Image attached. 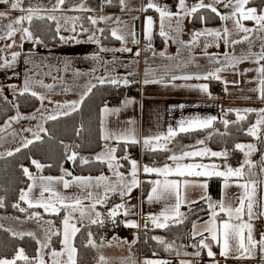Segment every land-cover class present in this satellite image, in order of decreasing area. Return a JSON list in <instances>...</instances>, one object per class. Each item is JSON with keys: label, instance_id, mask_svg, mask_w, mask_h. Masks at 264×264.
Segmentation results:
<instances>
[{"label": "snow or ice", "instance_id": "obj_1", "mask_svg": "<svg viewBox=\"0 0 264 264\" xmlns=\"http://www.w3.org/2000/svg\"><path fill=\"white\" fill-rule=\"evenodd\" d=\"M67 0H55L50 9H41L39 7H24V0H0V4L7 5L11 10H17L21 12V15L15 19H11L10 22L4 26V32L0 35V41L8 40L11 43L4 45L6 48H12L13 46L23 48V43L16 45L15 36L19 33L21 35V41H31L35 44H40L42 41L39 37L34 36L31 31V24L34 19L49 20L56 22V32L60 33L62 25L60 24V18L54 14L38 15L41 11H47L49 13H55L57 11H65L63 6ZM106 4H111L112 0H104ZM252 0H197L192 6H188L187 0H177L178 11L171 10L167 4L161 5L156 0H148L146 5L139 9L140 11L147 12L150 9H154L159 14V35L164 38L165 43L169 40L178 42L187 48H192L198 45L201 37H210L211 39L206 42L205 49L215 46L220 47L221 43H224L226 47L235 49V46L245 41L248 42V51L239 56L234 52H224L223 54H211L208 56L209 60L215 63H221V67H217L214 71L207 72L202 75H185L183 77L173 76L172 79H220L219 73L226 68H235L238 64L245 61H251L257 65L255 69H247L246 71H255L257 77L255 81L258 87L251 89L253 92L258 93V98L264 101V8L250 7ZM119 4L122 8H127L126 0H119ZM217 5H222L225 9H231L229 14H222ZM131 10V9H129ZM201 10L209 11L215 14L221 21H224L222 28H209L204 27L201 30L194 31L191 39L188 42L177 40L176 36L171 33L174 31L177 36L183 32V21L186 18H198L202 23H206L207 17L201 14L196 17ZM67 11L76 12H93L94 9L86 5L85 0ZM9 12L0 11V18L7 19ZM62 19L65 25L66 31L77 33L79 28L80 33H91L87 39L97 45H102V38L106 31L105 28H97L96 26L101 22L107 23L112 20L110 16H63ZM87 20L91 27H85L82 23L83 20ZM134 19H136L134 17ZM173 20H175V27L173 28ZM231 20L233 23V29L227 27V21ZM116 22L119 23V18H116ZM245 22H253L254 27L246 26ZM156 21L153 16L148 15L145 17V37L147 40V47L152 48V39L154 25ZM27 25V26H25ZM111 37L117 41L126 45L128 38H132V42L139 44V39H136L135 33L129 31L128 33L122 32L119 28L109 29ZM233 31L242 38L233 37ZM99 33V35H97ZM249 34H255L260 42V49L258 52H253L251 49L255 45L256 41L251 38ZM61 40L73 39L76 40V36L71 37L60 36ZM77 43L82 41L76 40ZM3 49H0L2 52ZM101 52H132V49L126 46L120 48L108 49L103 46L100 47ZM206 55H208L205 52ZM136 56L140 55V52L135 53ZM153 55H156L153 52ZM160 56H164V52L159 53ZM220 55H223V61H220ZM21 56V52L16 51L11 53V59L2 57L0 60V68L12 67L17 58ZM99 57L94 56L93 59ZM99 84L110 83L112 85H118L121 83L119 78H98ZM159 80L145 79L144 83H159ZM123 83L127 85L128 80L124 79ZM43 87L51 88V85H42ZM96 85H91L86 93L81 96L79 101L65 102L63 105L57 104V109L60 111L55 114L47 116V120H56L60 116L70 115L71 112L77 111L79 105L84 101L87 94L91 93L92 88ZM202 91L208 92V86L201 84L198 86ZM29 82L25 80L24 88L21 94L29 92ZM31 95L37 97L43 102L44 96L32 91ZM132 101L125 100L127 105ZM39 111V110H37ZM105 121L103 123V131L101 139L104 141L102 150L96 153L94 156L85 157L80 156L75 150H72V146L65 145L66 159L73 164L77 161L83 165L90 163H99L106 166L111 173V176L101 173L98 176H73L72 172L67 169L61 168L62 175L60 176H45L40 173L46 167L51 165L42 164L36 159L31 160V164L37 169V174H34L28 167L21 166L23 174L27 177L30 183L26 188H22L19 191L18 201L14 203L12 207L16 208L20 213H27V219L35 220L43 229V239H40L33 232L16 233L12 235L23 239L25 236L32 237L37 244V252L34 256L30 257L26 254L24 248L16 250L13 258L0 259V264H78V248L76 246V237L82 230L89 229L91 226L96 225L103 227L106 221L116 223V217L123 215L127 217L132 208L128 207V199L131 198L132 192L139 188L141 184H149L150 191L147 195V202L162 203L163 207L159 213H149L148 220L145 221L143 227L148 229L149 225L156 229H170L172 227H179L185 224L189 220L190 215H195L196 211L191 205L199 203V201H193L188 198L187 192L189 188L199 187L204 189V194L201 195L200 200H203L206 204V208H201L200 211L207 212L208 218L203 219L197 217L196 220L191 222L190 231L187 233L189 239L195 241L189 245L177 244L175 240L166 241L161 236H153L152 239L157 241L160 245L164 246V250L168 252H174L177 257H193L195 259H179L178 264H199V259L202 253H206L212 261V264H220V261L216 260L217 253L213 251L214 247L220 249L219 255L228 259H248L255 255L257 247L261 252H264V238L257 240L253 236L254 224L253 220L264 217V197L257 198V185L258 183H264V181H256L251 179V176L255 175L252 169L256 165L249 159L251 155L257 150L256 144L237 143L234 146L235 150H239L244 153L245 159L239 167L233 168L227 164V158L229 152L225 149L222 151H214L207 147L205 140L201 139L196 142V145L181 146L179 150H174L169 147L174 138L179 133H188L191 131H198L203 129L212 128L213 122L217 119L215 116L202 118L200 116H194L186 120H181L177 129L169 127L166 132L139 137L134 128L120 129L113 131L107 127V116L109 114L118 113L119 108H103ZM228 111H234L237 115V120L233 123H239L244 121L248 113H256L257 119L255 123L251 124L246 134L261 140L264 138V108L254 109H229ZM21 119H36V116L31 117L22 116L17 113L16 116L11 117V121H19ZM130 124H134V121H130ZM230 121L223 120L225 128L228 127ZM6 126V127H7ZM4 129H0L3 131ZM24 131L32 132L33 139H24L22 147L27 148L29 145L36 141L42 140L41 133H47V129L41 125H38V131L33 132L32 129H24ZM79 134V133H78ZM223 135V133H221ZM63 143V142H61ZM123 143L125 145L124 155L118 156L119 145ZM130 144H142L143 148L149 152H165L168 153L167 159L164 163L157 165L153 162L149 164H141L136 159L130 157L127 153V146ZM115 145V146H113ZM76 147H79L77 145ZM16 152H20L21 148H16ZM14 153L9 151L7 155L11 156ZM207 159L211 162L205 163ZM216 159H222L224 164L216 163ZM125 164L128 168L124 171ZM248 171H245V168ZM264 170V169H262ZM141 176L150 177L146 180H141ZM212 176L223 178V189L225 192L220 200L215 201L210 195L207 194V183L201 182L199 178H210ZM247 177V178H246ZM235 181V186L241 189L239 195L229 199L227 197L226 190L232 186L230 181ZM64 191H61L60 189ZM76 188L77 191L71 195L66 194L68 189ZM118 195L122 202L112 203V196ZM128 198V199H126ZM21 203L26 205L22 207ZM5 206L3 198H0V208ZM183 207L188 208V212H184L181 209ZM39 209L40 211H30ZM104 209V211H101ZM63 213V215H61ZM44 214L49 216H55L60 218V227H56L54 220H45ZM18 219V218H17ZM201 220L203 221L201 223ZM125 227L140 229L141 225L136 220L123 221ZM3 225H0L2 228ZM10 231V230H9ZM87 243L85 247H92L99 249L103 247V238L100 243L94 237L92 231H87ZM53 237H59L60 248L57 250L52 247ZM139 237H136L138 240ZM177 239H181L177 237ZM113 240H118V237H113ZM133 240L132 243H135ZM111 243V242H109ZM123 243H128L123 241ZM191 247L192 252H188L186 249ZM155 256L156 254L153 253ZM97 264H108L107 259L100 255L97 260ZM132 264H136L132 261ZM142 264H173L172 260L160 259V258H146Z\"/></svg>", "mask_w": 264, "mask_h": 264}, {"label": "crops", "instance_id": "obj_2", "mask_svg": "<svg viewBox=\"0 0 264 264\" xmlns=\"http://www.w3.org/2000/svg\"><path fill=\"white\" fill-rule=\"evenodd\" d=\"M26 0H24L25 2ZM193 1V0H192ZM197 1V0H196ZM196 1L192 2V4L196 3ZM28 2V1H27ZM81 0L77 3L71 5H64L63 8L65 11H57L55 13H49L47 11H41L44 15L54 14L58 18H60V24L62 25L61 31L59 33L60 36L71 37L73 35L76 36V40L82 41L81 43H77L76 40L68 39V40H61L56 45H48L44 42L40 44H35L31 41H21V35L18 33L15 36L16 45H20L23 43V48H19L13 46L12 48L4 47L5 44L11 43L8 40L0 41V49H8L6 52H1L4 54L3 57H7L9 60L11 59V53L19 51L21 52V56L17 58V61L13 65L18 66L22 63L20 70H16L13 68L12 72L8 73L7 78H9L10 85H14L16 89L14 90V94L21 89L23 90L24 85L21 87L19 84H24L25 80L29 82L30 92L35 91L39 95H46V92H57L60 94L65 93V88H57L59 84H56L55 81L58 78L56 76V69L63 67L64 61L69 60H77L79 64V68H77V72L82 76L88 73L91 77L86 79L83 77L81 82V86L83 88L82 95L86 93L87 89L93 85L95 82V78L100 77H110L112 78L115 74V68L111 66V60H108L110 57L105 58L106 52H101L100 47L103 46L105 48L110 49L111 46H115L116 48H120L122 46H126L132 49L133 52L139 51V49L146 50L148 49V72L150 75L145 77L143 75V79L139 80L138 89L136 92L124 95L117 103L106 104L101 107L100 112V121H101V135L103 131V123L105 121V116L103 113V108L107 106L108 108H119L120 111L118 113L109 114L107 116V127L113 131L120 130V129H128L134 128L136 134L143 138L145 136L155 135L159 133L166 132L169 127L177 129L181 120H186L194 116H200L202 118L215 116L217 119L213 122V124L221 119H227L232 115L237 117L234 111L230 112L229 109H245V108H252V106L246 107H238L236 106V102L239 101V98L236 97H229L226 96L227 89L224 87L223 83L219 79L210 78V79H175L173 80L172 77H183L185 75H202L210 71H214L217 67H221V63H215L209 60L208 56L211 54H223L224 52H229L232 50L235 55L239 56L249 49L240 50L236 47L233 51L232 48H228L225 46L224 43L220 44V47L217 48L215 46L208 47L205 49V44L209 41L210 37H201L198 45L192 48H187L184 45L173 42L169 40L165 43L163 37L159 35V14L154 10L150 9V11L143 12L139 9L143 8L148 0H135V5L133 4V0H126L127 8H119L117 7H106L103 8V0H85L86 5L95 11L87 12L88 16H110L113 17L112 20H109L107 23L101 21L96 27L97 28H119L122 32L128 33L129 31L134 32L136 39H139L140 43L135 44L132 42V38H128V42L126 45L119 42L118 44H103L97 45L93 42L88 41L87 37L91 33L87 34L86 36H80L77 33H72L70 31H66L65 28L68 27L65 25L64 20L62 19L63 16H78L82 12L76 11H67V9L72 8L73 6L79 4ZM158 2V1H157ZM55 3V0H46L45 2L41 3L39 8L41 9H50L52 4ZM114 3V2H112ZM29 3H24V7L32 6L33 5H26ZM34 4V3H33ZM114 5H116L114 3ZM220 6V5H219ZM218 6V8H219ZM131 9V10H129ZM172 9V8H170ZM178 9V8H173ZM222 14H225V8H219ZM0 11H7L9 12L10 19H15L21 12L19 9L11 10L7 5H0ZM176 11V10H175ZM151 15L153 16L156 24L154 25L153 31V39H152V48L149 49L147 47V40L145 37V17ZM119 18V23L116 22V18ZM134 17L136 19H134ZM0 35L4 32V26L7 25L10 21L9 19L0 18ZM223 21H219L217 23H197L192 18H186L183 21V32L177 36V34L173 31L171 34L176 36V39L188 42L191 39L192 33L197 30H201L204 27L209 28H222ZM247 24V23H246ZM252 27H254L253 22H248ZM27 26V25H25ZM175 27V20H173V28ZM99 35V33H97ZM243 34L237 36L235 32H233V37L242 38ZM245 43V42H244ZM248 44V42L246 41ZM259 45V46H258ZM258 48V49H257ZM224 49V50H223ZM255 49V52H258L260 49V42L255 43L252 47ZM251 49V50H252ZM257 49V50H256ZM222 51V53H221ZM153 52L156 55H153ZM164 52V56H160L159 53ZM205 52L208 54L206 55ZM130 53V52H129ZM230 53V54H232ZM94 56L100 57L101 60L98 62V59H93ZM118 58V56H116ZM114 57V58H116ZM2 58V57H0ZM105 58V59H104ZM123 58V57H122ZM134 58V56H133ZM220 61H223V55H220ZM119 59V58H118ZM121 59V57H120ZM93 60L95 62H93ZM87 61L93 62L91 68L86 63ZM110 61V62H109ZM2 62V60H0ZM95 63V64H94ZM126 65V64H125ZM143 66V65H142ZM10 67H8L9 69ZM144 71V70H142ZM129 73V72H126ZM131 73V72H130ZM132 74H127L125 76L118 75L116 78L121 80L126 79L131 83L134 79H132ZM62 77V75H61ZM11 79L12 80L11 82ZM145 79L149 80H159V83H148L145 84ZM128 83V84H129ZM127 84V85H128ZM201 84H206L208 86V92L202 91L198 86ZM42 85H51V88L43 87ZM223 87L224 92L219 93L217 88ZM21 88V89H20ZM59 89V90H58ZM58 90V91H57ZM3 94V93H2ZM6 97H8L5 94ZM58 97V96H57ZM56 97V99H57ZM9 98V97H8ZM81 97L79 98V100ZM77 100V101H79ZM132 101L125 105L124 101ZM241 100V99H240ZM51 102V101H49ZM44 105L45 102H42ZM58 103V102H56ZM256 106H253L254 109L264 108V101L256 100L254 101ZM45 107V106H41ZM14 114L12 117L16 116ZM11 118V117H10ZM10 118L6 120V125L9 124ZM258 118V117H257ZM47 117L43 118L42 121L44 122ZM130 121H134V124H130ZM255 123V122H254ZM14 124V120L11 121V125ZM9 126V127H10ZM8 127V126H7ZM8 129V130H7ZM6 132H10L9 128H6ZM254 138V137H253ZM256 138L250 140L251 142L254 141ZM242 144H247L246 142H241ZM140 149H144L142 144H138ZM115 146V145H113ZM214 151H222L218 149H213ZM229 156L227 158V164L231 165L233 168L239 167L240 164L245 159L244 153L240 151L239 154L235 155L232 151H229ZM137 154L136 152H133ZM136 159L141 164H149V161H145L138 157H131ZM251 161L256 165V151L249 157ZM166 161V160H165ZM223 161L222 159H216L215 162ZM205 163H209L211 161L205 159ZM164 163V162H163ZM128 165L125 166L122 171L126 170ZM255 168L252 171L255 172ZM245 171H248V168H245ZM101 173L111 176L109 171L107 172H99V173H79L74 174L73 176H98ZM37 174V173H34ZM42 174V173H40ZM45 176H60L62 174H42ZM150 177L141 176V180L149 179ZM247 178V177H246ZM252 178V177H251ZM201 182H206L207 187V194L212 197L213 200L218 201L222 198L223 193L225 190L223 189V178L212 176L210 178H199ZM30 183V181H29ZM28 183V184H29ZM232 186H230L226 192L227 197L229 199L237 196L240 194L241 189L235 186V181H230ZM262 185V184H261ZM148 184H141V186L135 189L132 194L131 198L128 199V207L132 208V212L127 216L124 217L123 215L116 217V223L113 224L111 221H106L104 224V234L97 240V243H100L101 238H103V247L98 249L99 255H103L108 264H132V261H135L136 264H142L143 260L146 258H160V259H169L173 261V264H178L179 259H195L193 257H177L174 252H158L150 255L143 254L140 256V260H137V253L135 251L134 244L139 241L134 238H125L122 237L116 228L124 226L123 221L125 220H136L140 223L141 229L143 230V225L148 218H144V215H148L149 213H159L162 210L163 204L162 203H151L147 202V195L150 191V185ZM219 187V189H218ZM26 188V187H25ZM262 188V186H261ZM61 191H64L62 188ZM213 190H219L218 194H214ZM76 188L68 189L66 194L71 195L72 193L76 192ZM204 189L195 187L189 188L187 195L190 200L193 201H201L200 197L204 194ZM203 201V200H202ZM122 200L118 195L112 196V201L109 204V207L112 206V203H121ZM36 211H40L39 209H35ZM183 211V208L181 209ZM104 211V209H101ZM46 217V216H44ZM45 219V218H44ZM207 219V218H206ZM46 220H52L51 218L46 217ZM203 221H201L202 223ZM36 223V222H35ZM125 227V226H124ZM130 228V227H129ZM135 229V228H133ZM261 232H259L260 235ZM155 236H161L167 241H173L179 245H189L194 243L195 241L188 239L187 242L183 243L176 239H168L165 233L157 232ZM113 237H118V240H113ZM260 237V236H259ZM258 236H255L258 240ZM133 240H136L135 243H132ZM123 241H127L128 243H123ZM141 241V240H140ZM111 242V243H109ZM139 243V242H138ZM259 247V246H258ZM57 250L60 247H54ZM259 249V248H258ZM188 252H192L193 249L188 247L186 249ZM213 251L217 253L216 260L220 261V264H263L264 263V252H261L260 249L255 252L254 257L248 259H233L229 257L225 259L219 255L220 249L218 247H214ZM199 259V264H212V261L209 257H207L206 253H202ZM98 260V258H97ZM97 260L91 264H97ZM236 262V263H235Z\"/></svg>", "mask_w": 264, "mask_h": 264}, {"label": "trees", "instance_id": "obj_3", "mask_svg": "<svg viewBox=\"0 0 264 264\" xmlns=\"http://www.w3.org/2000/svg\"><path fill=\"white\" fill-rule=\"evenodd\" d=\"M78 1L79 0H67L66 5H71ZM112 2L116 5L111 3L110 5L107 4L106 7H120L119 0H112ZM251 4H256L261 8L264 4V0H252ZM201 14L207 17L206 23H217L220 21L215 14L206 10L198 12L196 17H199ZM78 16L87 17L88 15L82 12ZM192 19L197 23H202L198 18ZM82 23L85 27H91L86 19L83 20ZM104 28L106 31L102 38V43L107 45L118 44L120 41L111 37L110 28ZM55 29V21L34 19L31 24V31L34 33V36L39 37L42 42L48 45H56L60 42V35ZM77 34L86 36L89 33H80L78 28ZM95 85L96 87L92 88L91 93L86 95L77 111L71 112V114L67 116H60L56 120L45 119L42 126L47 129V133H41L42 140L34 142L27 148L22 147V144L15 147L11 151L14 153L11 156L7 155V153L0 155V198H3L5 204L3 208H0L1 212L24 214L20 213L16 208L12 207V205L19 202L18 196L20 189L25 188L29 183V180L23 174L21 166L28 167L33 173H37V169L31 164L32 159H36L45 165H51V167H46L42 174L59 175L62 174L61 168L67 169L72 172L73 175L109 171L106 166L99 163L83 165L78 160L76 164H73L66 159L65 145L72 146V150L77 151L80 156L85 157L94 156V153L102 150L104 141L101 139V107L106 104L117 103L124 95L136 92L139 82L136 79L128 85L122 83L112 85L107 82L104 84L96 82ZM21 92L15 93L13 101L0 93L1 128L4 126L6 120L12 117L16 111L28 113L38 105L39 99L32 96L30 91L24 94H21ZM246 117L244 121L233 123V121L237 120V117L231 114L228 118L230 123L227 128H225L223 124V120L225 119H221L216 121L212 128L179 133L175 137L176 140L173 142L175 146L172 147V149L179 150L181 146H190L191 144H189V142L211 131L212 135L209 144L212 147L219 150L227 149L237 155L240 151L234 149L235 144L254 139L246 134V130L255 122L257 115L256 113H248ZM221 133H223V135ZM77 145H79V147H76ZM18 147L21 148L20 152L15 151ZM124 149L125 145L121 143L117 155H124ZM138 151V144H130L127 146V153L129 155L131 152L137 153ZM167 155L168 153L165 152H149L145 149L142 150V159L150 163L155 162L157 165L165 162ZM259 160L260 161L257 162L258 164L264 163V138L259 140ZM126 165L127 164H125V166ZM218 192L219 190H213L215 195L218 194ZM21 205L24 204L21 203ZM191 207L196 211V214L190 215L189 220L179 227L156 229L149 225L148 229L143 228L140 244L138 242L134 244L136 253L139 252L138 245H141V252L145 255L165 251L164 246L152 239L157 232L165 233L168 239H176L183 243L187 242L189 239L187 233L190 231L191 222L196 220L197 217H202L203 219L208 218L207 212L200 211L201 208H206L204 201L201 200L199 203L191 205ZM183 211L188 212V208L183 207ZM61 215H63V213H61ZM44 216L54 220L57 228L61 226L60 218L47 214H44ZM104 229V226L100 227L93 225L89 229L82 230L81 233L77 235L76 246L79 250L78 264H91L97 260L99 255L98 249L85 247L87 243L86 232L89 230L92 231L95 239L98 240L104 234ZM12 233V231H9V229L4 226L0 228V258H13L16 250L21 247L25 249L26 254L30 257L36 254L38 246L32 237L25 236L23 239H20L19 237L13 236ZM177 237L181 239H177ZM52 247H60L59 237H53ZM18 264H22V262H18Z\"/></svg>", "mask_w": 264, "mask_h": 264}, {"label": "rangeland", "instance_id": "obj_4", "mask_svg": "<svg viewBox=\"0 0 264 264\" xmlns=\"http://www.w3.org/2000/svg\"><path fill=\"white\" fill-rule=\"evenodd\" d=\"M45 1L46 0H26L24 3H29L26 5H33L35 7H39L41 5V3L45 2ZM133 1H134L133 4L135 5V0H133ZM194 1H196V0H193V1L187 0L188 6L189 7L192 6L193 5L192 2H194ZM156 2L161 4V5L167 4L168 7L172 8V9L178 8V7H176L177 0H156ZM205 2L207 3V2H209V0H205ZM0 5H2V4H0ZM218 6L219 5H217V7ZM249 6L250 7H256L258 9H260L258 7V5H256V4H250ZM219 8H223V6L220 5ZM261 8H264V4L262 5ZM175 10L178 11L179 9H174L173 11H175ZM230 12H231L230 8L225 10V14H229ZM39 14H43V13L39 12ZM7 19H9L8 21L11 20L10 18H7ZM224 23L225 22L223 21L222 26L224 25ZM245 24L248 27H252L250 24H248V22H245ZM227 27L229 29H233L234 26H233V23L231 20L227 21ZM233 32H235V31H233ZM249 35L251 36V38L253 40L256 41V43H258L259 40L257 39L255 34H249ZM236 38H238V37H236ZM235 47H236V50L238 48L239 51L245 50V49H247L246 47H248V44L245 41V43L243 42L241 44L236 45ZM115 48H116L115 46L110 47V49H115ZM7 50L8 49H3L2 52H6ZM254 50L255 49H252L253 52H255ZM148 51H149L148 49L143 50V51L141 49H139V52H140L139 56H136L135 52H133V51L130 53L129 52L107 51L105 53L106 54L105 58L110 57L108 60H111V63H112L111 67L115 68V71H116L113 77L116 78L118 75L125 76L127 74H132V76H131L132 79H134V80L137 79L139 81V80L143 79L142 78L143 75L145 77L150 75V72H148L149 70L147 69L148 68V58L147 57L149 55ZM221 53H222V51H221ZM229 53H232V50H229ZM3 56H4V54H2L0 52V57H3ZM116 56H118L119 59ZM133 56H134V58H133ZM114 57H116V58H114ZM120 57H121V59H120ZM100 60H101V58L99 57L98 62H100ZM93 62H95V61L93 60ZM93 62H91V61L86 62V63H88L90 70H91V68L95 69V66H92ZM78 63H77V60H74V59L69 60L68 62L64 61L62 69L58 68L55 71L56 76H58V78H59L55 81V83L59 84V82L60 83L62 82V84H59L57 86V88H61V87L65 88V90H64L65 93L60 94L57 92H46L45 93L46 95H44L45 99L43 100V102H45L44 105H42L43 103L39 99L38 105L32 111H30L28 113L22 112V111H16V113H19L20 115L26 116V117H31V116L35 115L36 119H21L19 121H14V124L11 125L10 127L9 126L5 127V125L2 128L0 127V129H4L3 131H0V155L8 153L9 151H12L15 147L23 144L25 138L33 139L32 132L24 131V129H32L33 132L38 131V125H41V126L43 125V121H42L43 118L47 117L50 114H55L56 112L60 111L59 109H57V104L63 105L65 102L79 100V98L82 96V91H83V88L81 86V82H83L82 79H83V77H85L86 79H89L91 76L88 73L87 74L85 73L83 76L81 74H79L77 72V68H79ZM22 65L23 64L21 63L19 65V67L18 66H15V67L12 66L9 69L8 68H0V93H3L4 95L6 94L9 97V99L12 101L14 100V97H15L14 90L16 89V87L14 85L9 84L10 80H9V78H7V75H8V73L13 71L12 70L13 68H15L14 70H16V75H17V70L18 69L20 70ZM256 67H257V65L255 63H253L251 61H245L243 63L238 64L235 68H226L224 71L219 73V76H220L219 80L223 83L224 87L227 89L226 96L239 98V101H237L235 104L238 107L252 106V108H253V106H256V103H254V101L260 100L258 98V93L251 91V89L258 87L257 82H250V81H255V79L257 77V73L255 71H246L247 69H255ZM142 70H144V71H142ZM126 72H129V73H126ZM61 75H62V77H61ZM12 80H14V79H11V82H12ZM97 80L98 79L95 78V81H97ZM22 85H24V84H21V83L19 84L20 87ZM21 91H23V90L21 89L18 92H21ZM56 97H57V99H56ZM49 101H51V102H49ZM56 102H58V103H56ZM41 106H45V107H41ZM37 110H39V111H37ZM6 128H9L10 132H6ZM211 135H212V132L209 131V132L205 133L204 135L196 138L194 141L189 142V144L196 145V142L198 140L203 139V140H205L206 146L213 150L215 148L209 144L210 139H211ZM175 140L176 139L174 138L173 142ZM173 142L169 145L170 148L175 146V144ZM246 143L247 144L248 143L256 144L257 150H256V161H255V163L259 162L260 161L259 160V140L255 139L252 142L246 141ZM100 151L101 150L97 151L96 153H98ZM96 153H94V155ZM137 154H138V158L141 159L142 149H140V147H139V151L137 152ZM216 163L224 164L225 161L223 160V161L216 162ZM255 169H256V167H255ZM262 169H264V163H259V164L257 163V169L255 170V172L252 171L253 173H255V175L251 176L252 177L251 179L256 180L258 182L264 181V170H262ZM261 186H262V188H261ZM261 197H264V183H258V185H257V198L259 199ZM21 206L26 207V205H21ZM30 211H36V210L34 209V210H30ZM44 218L46 220V217H44ZM35 222H36L35 220L27 219V213L15 214V213H5V212L0 211V225H3L4 227L8 228L10 231L16 232V233L33 232L36 234V236L38 238L43 239V235H44L43 229L41 228V226L37 222L36 223ZM253 224H254L253 236L254 237L260 236L258 238V240L264 238V217L254 219ZM259 232H261L260 235H259ZM165 238H167V237H165ZM140 247H141V245H138V251H139L137 253V260L138 261L141 258L140 256L143 255V252H141ZM258 248L259 247H257L256 251L259 250ZM0 259H3V258H0ZM8 259H11V258H8ZM229 264H232V263L229 262ZM237 264H238V262H237Z\"/></svg>", "mask_w": 264, "mask_h": 264}, {"label": "built area", "instance_id": "obj_5", "mask_svg": "<svg viewBox=\"0 0 264 264\" xmlns=\"http://www.w3.org/2000/svg\"><path fill=\"white\" fill-rule=\"evenodd\" d=\"M107 4L104 2L103 0V8H106ZM217 91L219 93H223L224 92V88L223 87H219L217 88ZM130 157H138L137 154L131 152L130 153ZM144 218H148V215H144L143 216ZM118 233L122 236V237H125V238H134L135 236H138L139 237V244H140V239H141V235H142V229H133V228H128V227H124V226H121V227H118L116 228Z\"/></svg>", "mask_w": 264, "mask_h": 264}]
</instances>
